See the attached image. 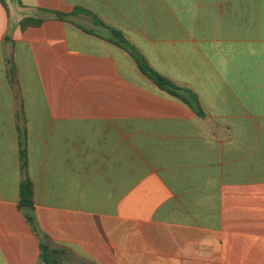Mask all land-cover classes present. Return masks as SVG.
<instances>
[{"label": "crops", "instance_id": "0c3cea01", "mask_svg": "<svg viewBox=\"0 0 264 264\" xmlns=\"http://www.w3.org/2000/svg\"><path fill=\"white\" fill-rule=\"evenodd\" d=\"M42 243L264 264V0H0V264Z\"/></svg>", "mask_w": 264, "mask_h": 264}, {"label": "trees", "instance_id": "16d2710c", "mask_svg": "<svg viewBox=\"0 0 264 264\" xmlns=\"http://www.w3.org/2000/svg\"><path fill=\"white\" fill-rule=\"evenodd\" d=\"M58 18H63L65 16L61 14H55ZM42 22L41 19L38 18H32L27 17L20 21L21 28H25L27 26H38ZM94 22L96 24H102L100 21L96 20L94 18ZM120 40V44L123 46H126V42L124 40ZM140 69L142 72H144L150 79H152L160 88H163L170 92L171 94L178 95L179 88L176 87L174 84H172L170 81L166 80L159 74L155 73L153 70H151L148 66L143 65L141 61L138 60ZM21 161L22 166L25 167V159H24V153H21ZM20 196H21V205L25 207H31L32 206V197H33V187L31 182L26 178L21 183L20 187ZM28 222L33 226V229L35 231L34 227V221L33 218L27 217ZM40 264H63L65 261H69L70 258L67 256V254L63 250L56 249L47 243H42L40 248Z\"/></svg>", "mask_w": 264, "mask_h": 264}]
</instances>
